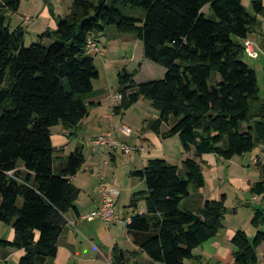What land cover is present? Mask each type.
I'll return each mask as SVG.
<instances>
[{"label":"trees","instance_id":"1","mask_svg":"<svg viewBox=\"0 0 264 264\" xmlns=\"http://www.w3.org/2000/svg\"><path fill=\"white\" fill-rule=\"evenodd\" d=\"M21 1L0 0V223L15 232L1 248L23 250L19 264H55L67 215L78 214L81 191L71 179L86 159L82 145L67 157L57 155L51 131H78L89 117L100 74L88 41L111 27L135 35L144 58L166 71L162 79L140 84L134 74L120 73L114 115L122 118L149 101L159 114L148 123L151 132L164 140L178 137L184 152L194 155L182 167L153 159L131 173L145 185L131 197L126 224L136 251L114 246L111 264H138L139 254L148 257L146 264H202L194 251L224 229L233 211L225 196L202 201L198 191L206 180L197 159L231 161L264 148V100L257 74L244 60L245 41L264 17V0H252L253 13L243 0H115L140 9L141 18L107 7L106 0H73L57 28L40 36L51 42L29 48L24 28L12 32L8 22ZM256 166L261 181L250 192L263 196L264 164ZM251 223L253 239L239 230L231 240L233 264H259L264 212L255 208Z\"/></svg>","mask_w":264,"mask_h":264},{"label":"rangeland","instance_id":"2","mask_svg":"<svg viewBox=\"0 0 264 264\" xmlns=\"http://www.w3.org/2000/svg\"><path fill=\"white\" fill-rule=\"evenodd\" d=\"M73 0H22L17 13L8 14V22L10 24V30L13 32L17 27L22 26L25 30V37L23 40L24 47L40 43L49 44L51 40H41L40 36L48 29L52 30L53 18L57 21H61L68 14ZM97 3L99 0H90ZM107 7H117L127 17L141 18L143 12L140 9H132L125 6L122 1L115 2V0H106ZM93 40L96 42L100 53L92 56L96 68L99 71L100 78L94 83L95 96H108L110 95V101L112 98L118 95V82L119 74L128 72L134 74L135 82L146 83L150 81L160 80L164 77L165 69L155 63H152L144 58L143 43L136 38L133 34H122L117 32L114 28H107L104 32L93 36ZM98 93V94H97ZM97 94V95H96ZM113 104V103H112ZM108 107V103L106 102ZM155 110L149 101L142 100L141 103L135 105L130 111L126 112L122 118L118 116L115 119L114 126H120L114 133V139L126 145L131 149V154L126 155L120 148L111 150L107 147L96 148L95 140L99 137L100 131L95 130L93 125H85L72 139L71 144L66 148L65 154H59L62 157H67L71 152L75 150L78 145H82L84 148V156L87 161L84 170L81 171L79 179L76 184L81 183L80 187L89 188L82 193L80 200L85 205L89 203L90 196L93 195L98 201L102 198L103 194L99 189L102 187L107 192H119L120 197L115 203L114 213L117 219L120 221L117 225L109 226L100 217L97 218L95 225L99 228V233L92 239H87V243H91L93 247L96 245L101 250L104 249V254L110 255L109 251L110 243L112 246L118 243L120 246L125 244V236L127 234L126 224L127 219L131 218L133 211L129 209L131 197L134 193L145 190V185L139 179H134L130 176L131 163L133 159L137 157L139 147L136 149L135 144L141 138H146L148 134H151V130L148 128V123L154 118ZM127 126L131 128L132 134L127 137L123 133V127ZM62 127V126H60ZM58 128V127H56ZM54 128V130L56 129ZM110 130V131H111ZM163 131H166L165 129ZM179 147L178 150H181ZM175 154L174 163L178 159H181L180 153L182 151H171ZM182 154V153H181ZM251 160V154L244 157L236 158L238 164L246 165ZM225 161V160H223ZM228 162V161H225ZM226 170H227V165ZM140 166H138L139 168ZM225 168L222 169V173H226ZM102 190V189H101ZM231 192V190H230ZM231 199L229 198L228 206H230ZM254 203L252 206H254ZM255 206H258L257 204ZM254 210V209H252ZM251 211L250 207L240 209L238 217L235 218L233 225L241 223L246 213ZM236 216V215H234ZM101 219V220H100ZM233 219V213L227 214L224 220V225L229 224ZM122 221L124 225L121 224ZM106 249V250H105ZM4 251V250H2ZM93 260L91 261V259ZM72 264H109L103 256H99L98 253H87L84 257V253L81 252V259ZM147 257L140 254L136 257L138 264H146Z\"/></svg>","mask_w":264,"mask_h":264},{"label":"crops","instance_id":"3","mask_svg":"<svg viewBox=\"0 0 264 264\" xmlns=\"http://www.w3.org/2000/svg\"><path fill=\"white\" fill-rule=\"evenodd\" d=\"M243 5L249 13H253L252 0H243ZM259 20L261 21V24L258 32L251 34L246 40L252 43L253 49L258 53V58L254 59L246 56L244 60L252 69L255 70L258 78L260 97L264 100V17L259 18ZM57 23V19L53 18L51 23L52 30H55L57 28ZM110 98V95H94V97L89 101V104H93L92 108L90 109L89 117L82 122L81 129L85 125L89 126L91 124L93 125V128L95 130L100 131L101 135H99V137H106L110 133L114 134L117 129H119V126H116L113 131L111 130L114 126L115 119L118 117L114 115L113 109L118 104H112ZM106 102L109 105L108 107L106 106ZM139 103H141V101ZM158 116L159 114L155 112L153 119H157ZM57 127L58 128L54 127L56 129L54 130L53 128L51 131L52 143L57 151V155L61 153L65 154L66 148L71 144L72 139L77 136L78 132L81 129H79L78 131L68 132L64 131L60 126ZM164 129L166 131L168 130L167 127H163L162 132H165L163 131ZM135 147L136 149H138L139 147V152H137V157L132 160L133 163H131L132 167L129 173L130 176L133 172L143 170L146 167L148 161L153 159H163L176 167H182V162L188 158L194 159L193 152L186 153L183 150V152H181L182 154L180 153L181 159H178V161H176L179 163H174V158L176 156L175 154H172L171 151H177L178 153L183 149L181 148V150H178L179 147H182L178 137L164 140L155 133L151 132V134H148L146 138H141L139 141H137ZM109 149L114 150V148ZM260 153H262V149H258L255 153H252L251 160L246 165H243L242 163L238 164L235 161L236 158L231 161L225 162L215 155H204L200 159H197V161L201 162L202 164L203 175L206 180V186L198 191L199 196H201L203 199L202 201H220L221 198L225 196L226 207L230 211H233V219L230 221V223L225 224L224 229L221 230L214 239L208 241L194 251V255L201 258L202 264H233L234 247L231 245V240L234 237L235 233L239 230L244 231L248 239L250 240L253 239L257 234V229L253 227L251 223L254 216V210L252 209L257 208L264 212V199L261 198L258 202H253L252 199L254 195L251 194L250 190L254 184H257L261 181L260 169L256 166V164H254V158ZM225 165H227V170ZM138 166L140 167L138 168ZM223 168H225L226 173L221 172ZM80 175L81 172L71 180L73 184L81 191V198L82 193L87 191V189L89 190V188L85 185L84 187H80L81 183L76 184V181L79 179ZM100 191L101 189H99V192ZM119 197L120 195L117 197L116 201ZM80 198L77 202L78 214L70 212L67 215L69 227L66 235L64 236V239L59 245L58 253L54 261L55 264H72V262L75 263L77 258H79L78 260L81 259V252L84 253V257L87 253L92 254V256L98 253L99 256H103L110 262L109 264H111L112 249L114 248V246H118L124 251H136V247L133 244L128 233L123 234L125 236L123 238L125 239L124 245L120 246L118 243H116L115 245H113V247H111L112 242L110 243V246L108 248L109 251H111L110 255L104 254V249L101 250V248L96 245L93 247L91 243L83 242V240L85 241V237L87 239H92V237L96 235V232L99 233V228L95 225L97 218L92 221H88L83 217L96 211L102 206L103 196L100 201H98L93 195H91L89 203L85 205L82 204V200H80ZM229 198L231 199L230 206H228ZM254 203H256L258 206H255L256 204L252 206ZM245 205L246 207H250L251 211L246 213L240 224L233 225L235 218L238 217L240 213V209L245 208ZM127 221H129V219H127ZM262 229H264V224L262 226ZM14 239V230L9 226L0 223V243L4 241L12 243ZM2 250L3 249L0 246V264H19L20 259L25 254L23 250ZM145 257L147 256L145 255ZM258 257L259 264H264V244L258 249ZM92 260L93 258L91 259V261ZM148 261L149 259L147 257L146 262ZM185 264L194 263L192 261H188Z\"/></svg>","mask_w":264,"mask_h":264},{"label":"built area","instance_id":"4","mask_svg":"<svg viewBox=\"0 0 264 264\" xmlns=\"http://www.w3.org/2000/svg\"><path fill=\"white\" fill-rule=\"evenodd\" d=\"M245 51L248 54L249 57L251 58H258V53L253 49V45L251 42L249 41H245ZM88 52L89 54H91L92 56H94L95 54L100 53L97 47L96 42L93 39H90L88 41ZM121 101V96L117 95L114 96L112 98V103L113 104H119ZM120 128V126H119ZM123 133L125 136L129 137L132 134V130L131 128L124 126L123 127ZM113 133H110L108 136H102L99 137L95 140V146L96 148L99 147H109V148H120L124 154L126 155H130L131 154V149L129 147H127L126 145H123L117 141L114 140L113 138ZM258 163H263L264 164V148L262 150V153L259 154L255 159H254V164H258ZM102 190V194H103V203L102 206L97 209L96 211L87 214L86 216H84L83 218L88 220V221H92L98 217H100L101 219H103L109 226L112 225H117L118 223H120V221L117 219V217L115 216L114 213V207H115V203H116V199L117 197L120 195L119 192H107L105 188H101ZM263 196H254L252 201L253 202H258L259 199L263 198ZM124 225V222L122 221V223Z\"/></svg>","mask_w":264,"mask_h":264}]
</instances>
